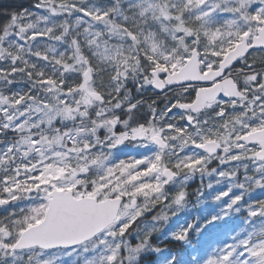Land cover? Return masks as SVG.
<instances>
[{"label": "rangeland", "instance_id": "rangeland-1", "mask_svg": "<svg viewBox=\"0 0 264 264\" xmlns=\"http://www.w3.org/2000/svg\"><path fill=\"white\" fill-rule=\"evenodd\" d=\"M42 1L40 9L33 14L17 17L7 8L5 34L0 37V97L6 92L16 97L17 110L8 117L13 119L12 128L22 132L38 131L43 125L50 127L69 117V112L75 116L86 112L98 101L93 98L97 93L106 94L103 95L106 99L118 103L122 102L118 94L124 88L135 89L136 94L156 93L150 75L156 64L176 71L197 48L205 67H212L245 29L264 21L263 2L239 5L229 4L227 0ZM161 1L164 2L160 4ZM20 25L22 40L28 35L32 44L26 48L19 46V52H15L12 46L22 45L20 36L16 35ZM64 28H67L65 33L73 35L76 53L72 50L74 43L63 33ZM4 49L23 60L22 70L17 64L16 68L3 61L7 56ZM253 59L261 61L259 53ZM94 61L99 71L89 82L83 74ZM184 93L187 100L190 93L187 90ZM178 103L163 104L160 108L141 107L144 120L134 130L133 138L136 137L128 149L125 138L132 132L118 137L121 145L116 144L113 135L105 140L103 147L81 152L80 144L89 139L71 127L60 135L53 132L41 141L28 139L27 145L0 151V168L5 171V183L11 189L8 196L1 198L6 204L0 206V248L3 249L0 264H111L122 245L128 264H136L140 249L124 241L121 232L136 217L149 212L157 200L164 201L162 211L167 222L159 238L181 239L190 251V256L186 254L175 261V253L158 249L155 259L159 260L161 254L159 264H264V238L252 240L264 232V224L250 223L253 216L264 215V163L256 159V147L240 142L242 135L264 126V98L231 109L220 102L206 115L184 126L172 122L185 116L178 110ZM6 111L0 105V112ZM151 125L157 129L150 131ZM155 134L169 144L157 154L156 160ZM64 139L67 147L55 145ZM210 139L222 142L226 149L216 169L207 173L205 183L191 188L195 175L187 174L164 191V185L161 188L158 184L163 180L159 162L177 172L201 169L212 158L193 145ZM24 153L29 162L25 155L18 159ZM19 161L28 169L17 168ZM119 168L124 174L117 179V191L129 203L97 243L95 240L71 250L58 249L46 254L12 251L16 235L22 231L18 232L23 225L22 214L33 210L38 200L47 199L43 190L77 191L80 187L77 196L84 192L95 196L101 180L114 177ZM22 186L29 189L23 200L17 199L20 197L17 189ZM191 196L200 210L190 201ZM33 220L41 221L39 217ZM158 228L157 221H146L136 236L145 238ZM191 228L195 230L192 234L200 236L201 249L194 248L188 240Z\"/></svg>", "mask_w": 264, "mask_h": 264}, {"label": "water", "instance_id": "water-1", "mask_svg": "<svg viewBox=\"0 0 264 264\" xmlns=\"http://www.w3.org/2000/svg\"><path fill=\"white\" fill-rule=\"evenodd\" d=\"M246 39L247 37L229 53L221 64V70L203 74L200 69L199 53L195 50L192 58L179 72L169 74L162 69L154 71V87L159 93H164L167 91V84L172 87H178L216 81L224 75L222 71L224 67L233 66L241 58L245 57L251 49L264 47V30L259 32L252 46L246 45ZM162 74H168L165 82L160 79ZM86 77L91 79L90 70L86 73ZM222 95L226 97L240 96L233 79H227L210 88L199 89L196 101L191 105L181 106V109H192L198 113L205 108L208 102L214 101L218 96ZM96 97L100 98V96ZM243 140L247 143H259L262 150L258 153V158L264 159V130L251 133L243 137ZM156 141L162 148L166 146L158 137ZM200 148L207 151L210 155L221 151L220 144L214 141L207 142ZM165 174L170 181L174 177L169 170L165 171ZM48 196L49 208L45 220L41 224L26 230L14 246V249H25L35 246L55 249L73 247L84 243L114 222L123 202V198L107 199L102 202L90 197L76 199L72 191H53Z\"/></svg>", "mask_w": 264, "mask_h": 264}, {"label": "flooded vegetation", "instance_id": "flooded-vegetation-1", "mask_svg": "<svg viewBox=\"0 0 264 264\" xmlns=\"http://www.w3.org/2000/svg\"><path fill=\"white\" fill-rule=\"evenodd\" d=\"M2 2L9 3L11 1H21V2H28L29 0H1ZM251 2H264V0H248V1H237L239 5H244L246 3ZM243 10V8H241ZM242 20H248L247 18H241ZM264 26V21L258 23V25L254 28L245 29L244 34H250L248 43L251 44L254 41L255 36L258 33V30ZM240 42V41H239ZM238 42V43H239ZM259 53L261 57V61H254L253 56ZM220 62L217 66L211 69H217L219 67ZM229 75L232 76L238 84L239 89L243 92L244 97L237 100H227V99H220L218 100L224 102V107L231 109V106H242L243 103L249 102L250 100H260L264 98V50H253L251 51L243 60H241L237 66L229 72ZM194 89H192V93H194ZM194 100V96L192 97L191 101ZM217 102V103H218ZM229 105V106H228ZM264 106V105H263ZM210 109H206L204 113H201L198 116H194L191 113H186L187 118L189 120H193L194 118L198 117L201 118L202 116L206 115ZM1 117V116H0ZM7 120V117H6ZM9 132V131H7ZM6 136H9L7 134Z\"/></svg>", "mask_w": 264, "mask_h": 264}, {"label": "trees", "instance_id": "trees-1", "mask_svg": "<svg viewBox=\"0 0 264 264\" xmlns=\"http://www.w3.org/2000/svg\"><path fill=\"white\" fill-rule=\"evenodd\" d=\"M82 80V77L81 79ZM66 89H69V88H66ZM136 98V97H135ZM135 98L133 99H128L127 101H125V105H128L130 104L131 102H133L135 100ZM115 104V102H114ZM108 103H104V104H96L95 106H92L89 107L87 109L86 112H79V116L74 118L73 121L71 122H60L58 121L54 127L56 126H61L63 124H68V123H73V122H77V121H85V120H88V119H96V118H99V117H104L106 115L105 113V110H109L108 108ZM112 110H110V112L108 111L107 113H109L110 115L111 114H114L115 111H113L114 108H110ZM134 109H131V110H127V111H124L123 114H121V118L122 119H126L128 116H134ZM88 128H91L90 126H88ZM106 133L105 130L102 131V134ZM204 171H206V169H204ZM2 175H0V181H2ZM114 184H112L110 187H108L107 189L105 190H102L100 193L101 194H115V188L113 187ZM5 193V188L4 186L0 183V195L4 194ZM20 194H21V198L25 197L27 192L22 190L20 191ZM116 196V195H115ZM39 209H41V205H39ZM160 206L159 207H155L154 210L152 211V213L148 216H146V218H156L161 226H164V222L160 219L161 218V215H160ZM145 219V217H140L138 219L135 220V222L126 230L125 234H124V237H127L129 238L130 240H132V243L133 245L135 246H139V247H142L144 245H148L150 246L151 248L153 247H162V248H167L173 252H182L185 248L184 246L182 245V243L180 241H173V240H159L157 241V236L156 234H153L149 237H147L146 239L142 240V241H138L137 240H134L133 238V232L137 229V227L140 225V223ZM195 235L193 234L192 237H194ZM195 242V238H194V241ZM152 253V250H145L143 251L142 253V256H141V259H140V263L139 264H155V262H149L151 261V257L153 256ZM125 252L124 250H122V252L118 255V258L112 263V264H119L120 262H122L123 264H127V262L124 260V257H125Z\"/></svg>", "mask_w": 264, "mask_h": 264}]
</instances>
